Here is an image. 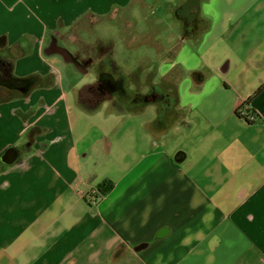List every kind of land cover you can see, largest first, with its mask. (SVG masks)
<instances>
[{
	"label": "crops",
	"instance_id": "crops-1",
	"mask_svg": "<svg viewBox=\"0 0 264 264\" xmlns=\"http://www.w3.org/2000/svg\"><path fill=\"white\" fill-rule=\"evenodd\" d=\"M10 56L0 264H264V0H0Z\"/></svg>",
	"mask_w": 264,
	"mask_h": 264
},
{
	"label": "trees",
	"instance_id": "trees-1",
	"mask_svg": "<svg viewBox=\"0 0 264 264\" xmlns=\"http://www.w3.org/2000/svg\"><path fill=\"white\" fill-rule=\"evenodd\" d=\"M14 58L12 56L10 57H1L0 58V87H9L13 88L17 91H20L21 93H25L28 91L29 86L32 83V79H18L14 76ZM94 87H86L84 89V92L92 91ZM113 188V185L109 186H102L100 187V193L101 194H107L111 191Z\"/></svg>",
	"mask_w": 264,
	"mask_h": 264
},
{
	"label": "rangeland",
	"instance_id": "rangeland-1",
	"mask_svg": "<svg viewBox=\"0 0 264 264\" xmlns=\"http://www.w3.org/2000/svg\"><path fill=\"white\" fill-rule=\"evenodd\" d=\"M99 22V20H96V21H92V24H96V23H98ZM100 22H103V21H100ZM101 27H97L96 29H94L93 30V32H92V34L90 33V37H88V40H89V38L94 42V43H96V42H104V40H105V38H106V34H103V32L101 31V29H100ZM72 38H73V40H75L76 41V45L77 46H79V53H82L83 54V43L81 44V43H79V36H78V34H79V27L78 28H76L75 30H73V32H72ZM108 39V38H107ZM92 44V45H86V47L84 48V51H85V53H89L90 52V50L91 51H94L95 50V44ZM102 44V43H101ZM100 44V45H101ZM102 46L104 47L103 49H99V51L101 50L102 52L103 51H105V52H110V46H109V44H107V45H103L102 44ZM87 61V59L85 60V62ZM93 62H95L93 59L89 62V64H91V63H93ZM80 77V79H83V76L82 75H79ZM91 80V77H86V79H84V81H82V82H89Z\"/></svg>",
	"mask_w": 264,
	"mask_h": 264
},
{
	"label": "built area",
	"instance_id": "built-area-1",
	"mask_svg": "<svg viewBox=\"0 0 264 264\" xmlns=\"http://www.w3.org/2000/svg\"><path fill=\"white\" fill-rule=\"evenodd\" d=\"M243 115H245V114H243ZM245 118H246L247 122H249V123H252V122H254L256 120V117H255V115L253 113L245 115ZM89 198L94 203L97 201V196L96 195H91Z\"/></svg>",
	"mask_w": 264,
	"mask_h": 264
},
{
	"label": "flooded vegetation",
	"instance_id": "flooded-vegetation-1",
	"mask_svg": "<svg viewBox=\"0 0 264 264\" xmlns=\"http://www.w3.org/2000/svg\"><path fill=\"white\" fill-rule=\"evenodd\" d=\"M104 88V87H103ZM104 89H106V88H104Z\"/></svg>",
	"mask_w": 264,
	"mask_h": 264
}]
</instances>
